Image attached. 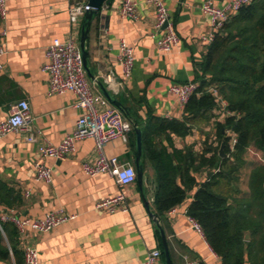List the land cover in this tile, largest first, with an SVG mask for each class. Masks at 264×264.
Segmentation results:
<instances>
[{
  "label": "crops",
  "instance_id": "obj_1",
  "mask_svg": "<svg viewBox=\"0 0 264 264\" xmlns=\"http://www.w3.org/2000/svg\"><path fill=\"white\" fill-rule=\"evenodd\" d=\"M83 1L88 0L7 1L6 17L0 20V30L6 31L4 52L0 54V121L10 115L15 102L26 99L36 126L46 139L59 143L73 131L84 109L75 105L77 96L73 92L49 93V74L43 66L48 60V45L56 38L65 40L71 31L81 44L84 25L87 63L93 74L89 80L100 91L98 81L103 73L114 70L123 79L120 55L124 40L133 49L135 58L131 76L124 79L123 86L114 94L127 107L125 114L135 119L143 132L151 117L182 120L184 109L169 89L173 83L193 80L208 50L204 36L212 27L209 16L202 10L205 0H165L180 37L168 52L160 51L152 36L155 12L146 0H134L137 19L122 17L119 8L123 0H111L102 5L99 18L91 12L88 20L86 13L72 27L70 8ZM213 1L223 6L230 0ZM220 110L216 109L217 115L210 120L195 122L190 134L173 135L174 146H191L202 152L206 143L216 144L215 121L223 117ZM157 140L172 151L173 144L165 134ZM103 150L107 156L132 162L136 169L135 130L127 141L116 137ZM97 154L95 141L90 137L78 141L76 150L65 159L42 156L36 143L26 141L16 131L0 137V179L18 195L10 208L15 215L30 222L59 208L76 215L46 232L33 230L28 224L20 231L12 222L18 230L21 251L27 244L34 245L39 264H144L151 249L163 250L162 227L173 264H186L188 259H198L201 264H223L188 214L197 188L156 221L151 214L155 213L156 175L152 164L145 162L144 151L142 182L136 179L127 186L118 184L109 173L90 175L84 170V162H94ZM251 154L248 148L246 164L257 161ZM209 155L210 152L206 154ZM37 161L51 168V181L37 179L34 165ZM250 171L251 168L248 176ZM194 174L199 182H204L209 178V168L203 166ZM248 176L246 184H238L242 194L249 192ZM121 192L126 194L128 209L110 212L96 207L100 199ZM161 260L160 264H166L165 259ZM0 264L16 263L9 259L0 260Z\"/></svg>",
  "mask_w": 264,
  "mask_h": 264
},
{
  "label": "trees",
  "instance_id": "obj_2",
  "mask_svg": "<svg viewBox=\"0 0 264 264\" xmlns=\"http://www.w3.org/2000/svg\"><path fill=\"white\" fill-rule=\"evenodd\" d=\"M100 13L93 12L96 18ZM193 80L199 87L184 108V118L151 117L142 131L144 160L152 164L157 181L155 214L161 218L197 188L188 214L200 223L223 264H264V162L252 165L249 192L242 194L238 188L248 148L264 154V0H251L228 19L209 44ZM212 86L226 100L230 114L221 109ZM216 109L223 115L215 121L216 144L206 143L202 152L174 146L173 135L190 134L195 122L212 119ZM164 134L173 144L171 152L157 140ZM223 141L225 157L219 152ZM208 152L211 155L206 156ZM203 166L209 168V178L199 182L194 173ZM17 198L0 179V208L14 207ZM18 243L16 226L1 221L0 260L24 264Z\"/></svg>",
  "mask_w": 264,
  "mask_h": 264
},
{
  "label": "built area",
  "instance_id": "obj_3",
  "mask_svg": "<svg viewBox=\"0 0 264 264\" xmlns=\"http://www.w3.org/2000/svg\"><path fill=\"white\" fill-rule=\"evenodd\" d=\"M8 0H0V20L5 19ZM154 8L155 24L152 36L156 39L157 47L160 51L168 52L178 43L179 35L176 31L174 20L166 5L165 0H146ZM251 0H230L226 5L220 6L213 0H205L202 3V10L211 20V31L204 39L211 44L216 34L224 27L228 19L237 13L243 6L249 4ZM93 6L88 1L78 2L70 8V22L74 27L88 11L93 10ZM119 14L125 18L137 19L139 17L137 5L134 0H123L119 8ZM5 30H0V54L4 52L3 36ZM47 62L43 69L49 74V93L73 92L77 96L76 106L84 109V113L76 122L75 128L67 134L59 143H53L46 139L40 129L36 126L35 118L31 113L30 104L26 99L15 102L10 111V115L0 121V137L16 131L24 136L28 142L36 143L39 153L42 156H51L57 159H65L76 150V143L85 138H93L97 159L94 162L86 161L83 164L84 170L95 175L106 172L114 176L118 184L127 186L137 179V172L130 161L122 162L117 156H107L104 153L105 144L116 138L122 137L128 140L130 133L134 130L133 121L126 117L117 107L113 106L108 98L94 85L88 77L81 45L73 32L65 40L56 38L47 47ZM133 49L124 41H121V65L123 68V79L118 78L114 70H109L101 75V80L112 92L117 93L124 84V79H128L134 67ZM199 83L194 80L173 83L170 92L176 97L181 109H184L193 94L198 90ZM210 91L215 95L221 105V109L226 114L231 112L226 108L227 102L220 95L217 87L212 86ZM233 141L236 138L233 137ZM251 153L261 162H264L262 151L250 147ZM36 177L46 182L51 181V168L42 161L35 162ZM98 209L115 211L116 209H128V202L125 192L118 195L105 197L96 203ZM76 215L67 213L63 208L50 211L42 218L29 221L19 219L14 209L0 208L1 221L13 222L20 231H23L28 224L33 230L39 232L50 231L54 227L73 219ZM194 227L203 231L199 222L191 218ZM24 264H39V253L32 244H27L23 248ZM162 251L160 248H153L148 252L144 264H160ZM186 264H201L198 259H188Z\"/></svg>",
  "mask_w": 264,
  "mask_h": 264
},
{
  "label": "water",
  "instance_id": "obj_4",
  "mask_svg": "<svg viewBox=\"0 0 264 264\" xmlns=\"http://www.w3.org/2000/svg\"><path fill=\"white\" fill-rule=\"evenodd\" d=\"M107 1H111V0H88L89 4L91 6H93V10H90L87 12V18L88 20H90L91 18V12H97L100 10V8L102 7V5L107 2ZM86 37H87V28L84 25L83 29H82V37H81V50H82V55H83V59H84V65L88 74V77H93V74L90 70V68L88 67V63H87V51H86V46H85V41H86ZM98 84L101 87V91L102 93L108 98V100L110 101V103L112 105H114L115 107H117L119 110H121L124 115L128 118H130L133 123H134V130L136 133V158H135V163H136V172H137V180L141 183L142 182V176H143V161H142V155H143V142H142V129L139 126V123L137 121H135L134 119H132L131 117L127 116L125 113L127 112V107H125L114 95V93H112L107 87L106 85L103 83V81H98ZM128 114V113H127ZM129 115V114H128ZM220 155L222 157H225V151H224V141L222 142L221 146H220ZM146 205L148 206V208H150L148 202H146ZM151 214L155 217L156 221H158L157 215L153 212H151ZM158 225L160 226L159 222ZM161 228V227H160ZM161 234H162V240H163V251H164V255H165V261L166 264H173L172 262V258H171V254H170V249H169V245H168V241H167V237L163 231V229L161 228Z\"/></svg>",
  "mask_w": 264,
  "mask_h": 264
},
{
  "label": "rangeland",
  "instance_id": "obj_5",
  "mask_svg": "<svg viewBox=\"0 0 264 264\" xmlns=\"http://www.w3.org/2000/svg\"><path fill=\"white\" fill-rule=\"evenodd\" d=\"M252 155V154H251ZM253 156V155H252ZM254 157V156H253ZM257 161H259L257 158H255ZM255 161L252 162V160H250L248 162V164L243 166V170H241V179L240 182H244L245 184L247 183V176H248V171L250 170V168L252 167V165L254 164ZM243 183V184H244Z\"/></svg>",
  "mask_w": 264,
  "mask_h": 264
}]
</instances>
